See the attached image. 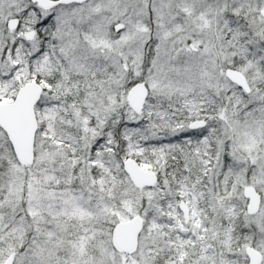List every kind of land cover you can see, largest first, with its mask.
<instances>
[{"label": "snow or ice", "instance_id": "6c2138e0", "mask_svg": "<svg viewBox=\"0 0 264 264\" xmlns=\"http://www.w3.org/2000/svg\"><path fill=\"white\" fill-rule=\"evenodd\" d=\"M0 264H264V0H0Z\"/></svg>", "mask_w": 264, "mask_h": 264}]
</instances>
